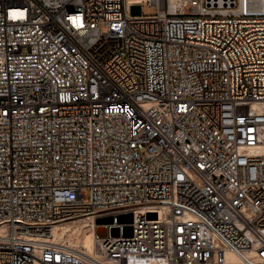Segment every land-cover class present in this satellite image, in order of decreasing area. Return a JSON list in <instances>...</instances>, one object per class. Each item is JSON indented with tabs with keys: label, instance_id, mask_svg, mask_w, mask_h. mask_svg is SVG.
<instances>
[{
	"label": "built area",
	"instance_id": "2783aa9c",
	"mask_svg": "<svg viewBox=\"0 0 264 264\" xmlns=\"http://www.w3.org/2000/svg\"><path fill=\"white\" fill-rule=\"evenodd\" d=\"M227 254L264 264V0H0V264Z\"/></svg>",
	"mask_w": 264,
	"mask_h": 264
},
{
	"label": "bare ground",
	"instance_id": "6f19581e",
	"mask_svg": "<svg viewBox=\"0 0 264 264\" xmlns=\"http://www.w3.org/2000/svg\"><path fill=\"white\" fill-rule=\"evenodd\" d=\"M60 234H65L75 238L77 241L82 243L86 248L90 249L95 240V234L100 237L106 235V231L102 227H97L94 232L91 227L89 219L80 218L71 223L59 226ZM226 259L229 263L238 264V258L236 256L227 254Z\"/></svg>",
	"mask_w": 264,
	"mask_h": 264
},
{
	"label": "water",
	"instance_id": "95a60500",
	"mask_svg": "<svg viewBox=\"0 0 264 264\" xmlns=\"http://www.w3.org/2000/svg\"><path fill=\"white\" fill-rule=\"evenodd\" d=\"M148 218H154L155 214L153 213H148L147 214ZM113 221H116L117 223H123L125 224L123 229H122V235L124 237H129L131 236V226L130 223L132 222V213H122V214H117L116 216H106V217H101L97 218L95 220L96 224H101V223H112ZM110 235L111 236H118L119 235V230L118 228H112L110 230Z\"/></svg>",
	"mask_w": 264,
	"mask_h": 264
},
{
	"label": "rangeland",
	"instance_id": "374dc122",
	"mask_svg": "<svg viewBox=\"0 0 264 264\" xmlns=\"http://www.w3.org/2000/svg\"><path fill=\"white\" fill-rule=\"evenodd\" d=\"M129 13L133 16L140 15V14L152 15L155 13V8L147 6L146 3H142V6L132 5L129 8Z\"/></svg>",
	"mask_w": 264,
	"mask_h": 264
}]
</instances>
